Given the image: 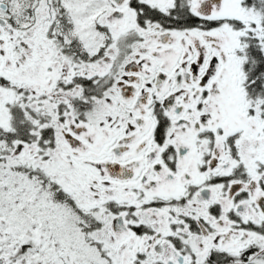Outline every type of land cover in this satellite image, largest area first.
Instances as JSON below:
<instances>
[{
	"label": "snow or ice",
	"instance_id": "snow-or-ice-1",
	"mask_svg": "<svg viewBox=\"0 0 264 264\" xmlns=\"http://www.w3.org/2000/svg\"><path fill=\"white\" fill-rule=\"evenodd\" d=\"M0 264H264V0H0Z\"/></svg>",
	"mask_w": 264,
	"mask_h": 264
}]
</instances>
